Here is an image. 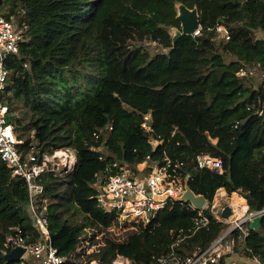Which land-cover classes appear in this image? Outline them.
<instances>
[{"label":"trees","instance_id":"16d2710c","mask_svg":"<svg viewBox=\"0 0 264 264\" xmlns=\"http://www.w3.org/2000/svg\"><path fill=\"white\" fill-rule=\"evenodd\" d=\"M4 4L0 14L24 31L6 60L7 121L17 147L38 156L58 147L76 152L71 172L40 175L34 203L63 264H111L117 254L161 264L157 258L171 250L186 256L207 248L225 228L208 208L201 210L208 221L197 224L198 210L174 200L146 227L114 234L115 213L95 199L97 178L114 163L168 157L182 163L187 185L209 203L224 188L242 190L249 211L264 208V0H0V9ZM179 4L197 9L200 29L173 40ZM218 25L228 39L217 40ZM146 41L162 50L150 54ZM244 68L258 71L256 86L251 74H236ZM147 114L148 130L141 125ZM203 153L219 157L223 172L199 168L194 159ZM27 200L24 179L0 158V264L13 262L1 253L9 227H31ZM254 220L234 248L242 243L244 256L263 259L264 212Z\"/></svg>","mask_w":264,"mask_h":264},{"label":"built area","instance_id":"2783aa9c","mask_svg":"<svg viewBox=\"0 0 264 264\" xmlns=\"http://www.w3.org/2000/svg\"><path fill=\"white\" fill-rule=\"evenodd\" d=\"M216 30L224 39L229 38L228 29L225 26L218 25ZM23 34V29L18 27L12 19H7L0 14V158L10 170L11 176L24 179L28 193L25 206L31 220L29 230L24 229L19 223L9 227L1 253L5 255L12 249L21 247L23 252L11 264H63L66 258L58 253L51 242L48 220L42 214V209L35 208L34 203L35 197L43 191L40 175L44 172H53L57 176H64L61 174L71 172L77 160L76 152L70 147H58L50 148L38 156L34 149L22 152L17 147L21 140L18 139L13 125L7 121L8 105L5 88L9 83L11 72L6 67V60L9 55L18 52ZM23 66L27 67V63H23ZM251 73L249 68L236 72L240 77ZM144 119L141 125L148 130L149 115L144 116ZM150 142L153 145L157 143L156 140H150ZM162 161L163 163L150 162L147 156L135 165L126 162L114 163V169L110 168L107 174L97 178L95 199L98 205L106 212L115 213V218L108 227L109 231L120 234L125 230L146 227L159 209L169 201L178 200L183 195L189 175L178 171L182 163L172 164L168 157H164ZM194 161L199 168H208L216 173L223 172V164L219 157L203 153L197 154ZM57 166H61V171H56ZM207 202L206 199L205 205ZM188 203L195 209L190 202ZM229 206L232 214L234 209L230 203ZM202 209H198L196 223L199 225L208 221L207 217L201 213ZM263 212L264 208L254 211L251 215L258 216ZM218 213L220 214V211ZM213 216L219 221L224 219L218 215ZM238 229L243 232L240 237L248 232L243 230L242 222H236L235 219L234 223L228 229H223L207 248L196 249L186 256L178 255L171 250L157 260L161 264H219L223 255L233 253L235 240L240 238L239 234L234 236L233 231ZM89 250L90 248L86 249L87 252ZM261 263L264 264V258L261 260L255 256L249 261L229 259L224 264ZM90 264L99 263L94 260ZM111 264H134V262L117 254Z\"/></svg>","mask_w":264,"mask_h":264},{"label":"rangeland","instance_id":"374dc122","mask_svg":"<svg viewBox=\"0 0 264 264\" xmlns=\"http://www.w3.org/2000/svg\"><path fill=\"white\" fill-rule=\"evenodd\" d=\"M4 8H1L0 11H6L4 10L5 8H7V5L4 4L3 6ZM3 9V10H2ZM177 13H179L178 11V6H177ZM177 30L176 29H169L170 34L173 36L175 34ZM197 33V32H196ZM219 33V32H218ZM217 40L219 39V37H221V34L219 33V35H217ZM144 46L146 47V49L150 52V54H154L156 51H160L162 50V48L155 42H151V41H146L144 43ZM252 73V79H248L249 81L253 82V85L256 86L259 82V78H258V71H256L255 68H250ZM56 171H61V166H57ZM61 175H65V174H61ZM221 192V193H220ZM224 192V193H223ZM223 192L221 191V189L216 190L213 199L210 203L207 202V204L204 206L203 209L208 208L210 210V213H212V215H218L220 218V214L218 213V211L221 212V209L225 206V205H229V203H231L233 201V193H236L238 196L243 197L246 203V199L244 197V193L242 190L239 191H234L230 194H228L224 189ZM247 203H246V207H247ZM254 211H249L247 208L244 211V214L241 215L239 218L237 217H231V215H229L227 218L222 219L223 223L225 224V228L224 230L228 229L235 221L236 222H242V228L243 230L247 231L248 230V226L251 224L252 226H256L257 222L254 220V218H256V216H252L251 213H253ZM239 233V237L241 236V234H243L241 229L237 230ZM236 236V235H234ZM241 238V237H240ZM233 251L234 253H236V255L238 256H244L243 254V244L240 243V245H238V248H234L233 246ZM248 259V258H246ZM262 264V263H261Z\"/></svg>","mask_w":264,"mask_h":264},{"label":"water","instance_id":"95a60500","mask_svg":"<svg viewBox=\"0 0 264 264\" xmlns=\"http://www.w3.org/2000/svg\"><path fill=\"white\" fill-rule=\"evenodd\" d=\"M179 13L176 16V19L180 23V30H177L172 36L173 40L183 36V35H192L198 32L200 25L198 22V12L195 7L188 8L183 4L178 5ZM148 125H151V122H148ZM179 201H188L190 202L195 209H202L205 205L206 198L202 194H195L191 188L186 184V189L183 195L178 199ZM231 214V208L229 205H225L220 212L222 218H227ZM23 252L21 247H16L6 253L4 256L10 261H15L18 256Z\"/></svg>","mask_w":264,"mask_h":264},{"label":"crops","instance_id":"0c3cea01","mask_svg":"<svg viewBox=\"0 0 264 264\" xmlns=\"http://www.w3.org/2000/svg\"><path fill=\"white\" fill-rule=\"evenodd\" d=\"M220 189V188H219ZM222 189H224V188H222ZM234 200V199H233ZM246 208H248V206L246 207ZM255 257V256H254ZM233 258H235V259H238V260H240V261H249V260H252V258H248V257H246V256H238V255H236V253H234V251H233V253L232 254H230V255H227V254H225V255H223V257L220 259V261H219V264L221 263V264H224V263H226V261H228L229 259H233ZM246 258H248V259H246ZM259 259H261L260 257H259ZM262 260V259H261Z\"/></svg>","mask_w":264,"mask_h":264},{"label":"bare ground","instance_id":"6f19581e","mask_svg":"<svg viewBox=\"0 0 264 264\" xmlns=\"http://www.w3.org/2000/svg\"><path fill=\"white\" fill-rule=\"evenodd\" d=\"M230 204L232 205V207L234 209V211L232 212V214H230L231 217H237V218H239L241 215L244 214V211L246 209V206L240 205L235 200H233Z\"/></svg>","mask_w":264,"mask_h":264}]
</instances>
